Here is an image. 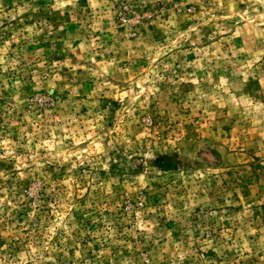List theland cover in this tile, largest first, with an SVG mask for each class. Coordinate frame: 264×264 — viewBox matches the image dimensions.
<instances>
[{"label": "rangeland", "instance_id": "rangeland-1", "mask_svg": "<svg viewBox=\"0 0 264 264\" xmlns=\"http://www.w3.org/2000/svg\"><path fill=\"white\" fill-rule=\"evenodd\" d=\"M0 264H264V0H0Z\"/></svg>", "mask_w": 264, "mask_h": 264}]
</instances>
